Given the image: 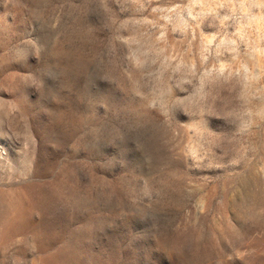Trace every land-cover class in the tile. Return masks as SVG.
Returning <instances> with one entry per match:
<instances>
[{
	"label": "rangeland",
	"instance_id": "rangeland-1",
	"mask_svg": "<svg viewBox=\"0 0 264 264\" xmlns=\"http://www.w3.org/2000/svg\"><path fill=\"white\" fill-rule=\"evenodd\" d=\"M0 264H264V0H0Z\"/></svg>",
	"mask_w": 264,
	"mask_h": 264
}]
</instances>
